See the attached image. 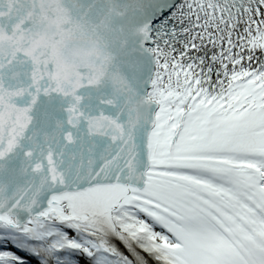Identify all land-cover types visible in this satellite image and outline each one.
I'll use <instances>...</instances> for the list:
<instances>
[{"label": "snow or ice", "instance_id": "obj_1", "mask_svg": "<svg viewBox=\"0 0 264 264\" xmlns=\"http://www.w3.org/2000/svg\"><path fill=\"white\" fill-rule=\"evenodd\" d=\"M0 264H264V0L0 20Z\"/></svg>", "mask_w": 264, "mask_h": 264}, {"label": "water", "instance_id": "obj_2", "mask_svg": "<svg viewBox=\"0 0 264 264\" xmlns=\"http://www.w3.org/2000/svg\"><path fill=\"white\" fill-rule=\"evenodd\" d=\"M25 4L30 6L31 0H0V20L5 23L15 22Z\"/></svg>", "mask_w": 264, "mask_h": 264}]
</instances>
